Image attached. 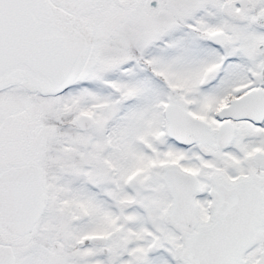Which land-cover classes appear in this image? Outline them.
Segmentation results:
<instances>
[{
    "label": "snow or ice",
    "instance_id": "snow-or-ice-1",
    "mask_svg": "<svg viewBox=\"0 0 264 264\" xmlns=\"http://www.w3.org/2000/svg\"><path fill=\"white\" fill-rule=\"evenodd\" d=\"M0 264H264V0H0Z\"/></svg>",
    "mask_w": 264,
    "mask_h": 264
}]
</instances>
